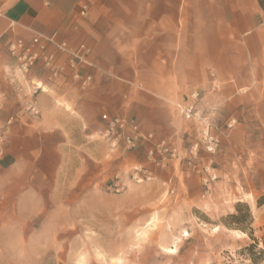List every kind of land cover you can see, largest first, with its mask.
Segmentation results:
<instances>
[{"label": "rangeland", "instance_id": "rangeland-1", "mask_svg": "<svg viewBox=\"0 0 264 264\" xmlns=\"http://www.w3.org/2000/svg\"><path fill=\"white\" fill-rule=\"evenodd\" d=\"M79 9L72 16L86 22ZM2 13L15 23L0 34L8 54L6 37H30L11 36L17 22ZM254 46V58L239 54L237 74L223 57L199 87H180L163 128L100 113L95 132L63 157L69 169L47 180L40 208L20 197L4 206L0 195V264H264V46ZM57 62L71 70L65 56ZM36 69V79H9L25 90L20 111L30 114L25 103L38 109V95L51 93L74 114L55 90L64 84L52 85L69 77V90L87 91L89 83ZM37 82L46 92L34 91ZM193 91L198 113L186 120L178 105Z\"/></svg>", "mask_w": 264, "mask_h": 264}, {"label": "crops", "instance_id": "crops-1", "mask_svg": "<svg viewBox=\"0 0 264 264\" xmlns=\"http://www.w3.org/2000/svg\"><path fill=\"white\" fill-rule=\"evenodd\" d=\"M1 1L6 17L17 22L11 36L28 38L33 29L85 45L91 66L81 71L92 77L87 91L69 90V77L50 84H64L55 90L74 114L56 103L57 94L41 93L36 98L40 116L33 117L20 111L26 93L9 80L10 60L0 43V129L7 135L0 164L4 206L20 197L21 203L40 208L48 200L47 180L69 169L63 157L75 155L80 137L95 132L100 113L136 116L163 128L169 100L180 87H199L208 68H218L223 57L226 70L237 74L239 54L252 59L254 44L264 46V0H91L86 22L72 16L80 0ZM6 22L0 19V34ZM35 70L30 77L36 79ZM64 74L72 72L65 67ZM11 116L18 121L7 127ZM4 212L0 206V218Z\"/></svg>", "mask_w": 264, "mask_h": 264}, {"label": "built area", "instance_id": "built-area-1", "mask_svg": "<svg viewBox=\"0 0 264 264\" xmlns=\"http://www.w3.org/2000/svg\"><path fill=\"white\" fill-rule=\"evenodd\" d=\"M91 6V0H80L79 2V17L85 18L88 15ZM2 2L0 1V16L3 15L1 10ZM15 23L9 21L7 29L4 33L6 35L7 30L14 27ZM6 37L5 44L7 48V55L10 60L9 79L16 81V75L26 76L32 72L35 68H45L51 72L53 78L63 76L65 66L60 65L57 62L59 56H65L68 59V66L71 69L74 78L80 80L82 85L90 83L91 76H81V67L91 66L88 61V55L90 50L83 44L71 47L64 40L59 39L56 34L51 36L43 33L32 31V35L28 40L23 38H15L13 40ZM58 64V65H57ZM40 83V82H38ZM33 84L34 91L43 90L44 86L40 83ZM35 93V92H34ZM199 97L198 92L193 91L186 96V101L183 105H178L180 115L186 120H193L197 116L196 102ZM25 111L32 116H39V111L34 102L25 103ZM17 120L16 116L10 117L6 123V126L12 124ZM112 125L118 123V120H112ZM7 141L6 128L0 129V159L3 156L5 144ZM209 151L213 150V146L208 148Z\"/></svg>", "mask_w": 264, "mask_h": 264}, {"label": "bare ground", "instance_id": "bare-ground-1", "mask_svg": "<svg viewBox=\"0 0 264 264\" xmlns=\"http://www.w3.org/2000/svg\"><path fill=\"white\" fill-rule=\"evenodd\" d=\"M38 85H39V84H38ZM42 92H43V90H42ZM168 252H173V251H171V250L168 249ZM102 260H103V259H102Z\"/></svg>", "mask_w": 264, "mask_h": 264}]
</instances>
